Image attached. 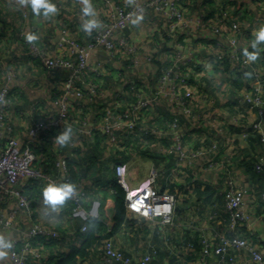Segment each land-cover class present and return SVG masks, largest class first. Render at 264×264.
<instances>
[{
  "label": "crops",
  "instance_id": "obj_1",
  "mask_svg": "<svg viewBox=\"0 0 264 264\" xmlns=\"http://www.w3.org/2000/svg\"><path fill=\"white\" fill-rule=\"evenodd\" d=\"M121 1L91 0V3L97 18L102 21L109 16L113 5ZM53 2L57 5V11L44 16L42 13L37 15L32 10L30 0H21L22 7L13 6L9 0H0V85L7 73H14V101L7 117L13 127L12 135L23 145L28 142L29 127L42 118L43 110L40 107L48 104L55 108L52 99L60 90L62 92V81L67 75L64 68L48 71L39 57L32 56L26 45V34L35 32L39 37L35 40L36 44L50 55H55L63 53L57 45L61 30L65 29L68 37L84 43L97 29L94 28L88 33L82 27L85 18L82 14L83 0ZM181 6L186 14L204 11L212 18V23L216 14L223 8L228 9L231 17L226 23L227 29L229 30L233 20L238 22L239 30L235 34L242 44L243 51L246 48L249 51L254 50L251 42L257 29L264 26V0H182ZM142 16L139 23L130 25L117 37L124 38L135 48L134 61L131 56L129 58L125 54L123 47L117 48L116 53L112 55L102 49L93 51L90 62L102 61L101 74L92 75L94 79L100 80V92L94 101H73L70 106L73 121L75 116H78L79 122V115H88L93 123L100 118L107 106L116 107L118 110L125 109L132 99L126 85L127 79H135L140 88L148 94L155 90L160 66L171 47L162 35L163 18L152 9H147ZM206 33L207 30L195 31L191 42L184 36L179 37V42L193 45L194 56L201 61L192 62V71H186V74H189L186 77L196 88V105L204 107L210 116L195 125L190 124L181 114L180 119L186 134L185 143L194 147H207L216 140L218 148L213 154L210 153V157L224 160L223 165L214 169H205L203 162L176 165L174 154L167 151L171 141L168 136L156 137L155 134L143 133L139 138L144 148H134L135 138L131 139L126 134L123 137V133L119 135V139L117 137L118 142L115 144L103 145L105 137L101 143L103 146L94 148L97 161L91 167L90 173L76 175L74 180V185L86 192L88 200L85 205L89 206L93 199H100V218L108 226L111 224L114 199L110 180L116 177L115 165L123 164L126 167V181L130 187L145 180L152 169L158 170L155 184L160 189L176 195L175 218L173 224L161 225L128 212V219H136L135 223H124L116 231H107L108 234L90 248L88 254L80 260V264H114L105 260L102 251L104 240L108 237L134 259L147 251H155L150 264L155 261L159 264H170V261L199 264V258H192L188 254H199L200 250L198 252L195 249L196 239L203 234L214 237L227 223L223 199L224 181L227 176L233 177L238 186L246 189L245 210L249 214V221L239 226L237 234L249 237L264 252V202L261 201V184L264 180L259 177L252 178L245 167L249 160H264V142L257 131L251 132L247 138L243 137L242 131L250 124L249 120L253 114L245 105H238L235 99V90L250 87L253 68H248L250 74L244 75L241 85H238L234 82L238 72H235V76L229 75L231 67L225 62L222 67L216 64L208 66V53L213 52L216 44ZM202 46H205V50ZM148 56L152 59L148 60ZM263 66L264 44L261 45L257 59L251 61V67L257 68L260 73H264ZM200 80L203 82L199 85ZM153 109L154 117L149 120L148 126L162 128L165 120L171 116L166 100L159 101ZM215 123L223 127L224 134L217 133ZM67 126L70 125L51 131L45 130L31 142L30 146L37 154L35 166L44 173V177L34 180L33 183L31 178H28L20 185L25 191L29 192L30 189L32 202L29 209L20 208L12 216L13 203L8 195L0 190V235L8 239L16 238L20 247L19 239L36 222L55 228L59 232V237L54 239L41 236L35 238L33 245L39 248L41 255L32 257L27 264H49L58 255L68 253L76 236L84 233L80 229L82 220L71 215L72 201L69 198L62 204L53 205L43 195L44 186L54 182L51 179L55 180L56 184H61L63 176L61 177L57 167H48L49 162L52 160L54 163L59 154L67 160H79L80 164L73 165L75 170L85 168V164L90 162L86 154L90 143L88 139L92 138L86 136L83 142H79L78 133L71 126L70 141L65 145L56 141V135ZM0 251L4 253L0 255V264H7V249ZM214 259L212 257V261ZM239 264L255 263L242 253L239 256Z\"/></svg>",
  "mask_w": 264,
  "mask_h": 264
},
{
  "label": "built area",
  "instance_id": "obj_2",
  "mask_svg": "<svg viewBox=\"0 0 264 264\" xmlns=\"http://www.w3.org/2000/svg\"><path fill=\"white\" fill-rule=\"evenodd\" d=\"M9 1L15 7H22L21 0ZM181 2L182 0H122L113 5L109 16L101 21L100 26L87 42L74 40L67 36L65 29L61 30L57 45L63 53L50 55L35 41H26L28 52L32 56L39 57L48 71L64 68L67 75L62 81V92L52 103L55 110L45 111L42 118L29 127L28 142L25 145L12 135L13 127L7 117V112L14 101V73H7L0 85V190L7 194L13 203L12 216L20 208L31 207L30 195L20 185L28 178L44 177V173L35 166L37 155L30 146L31 142L45 130L51 131L64 125H70L77 131L79 142H83L86 136L92 137L97 131L106 135L109 144L117 143V136L121 133L126 135L151 133L156 137L168 136L171 141L167 151L174 154L176 165L203 162L205 169H214L223 165L224 160L210 157L218 148L216 140L207 147H194L185 143L186 134L180 114L192 125L200 120L205 121L210 116L204 107L196 105L194 101L196 88L187 81L186 77L189 75L186 71H192V62L200 63L201 61L198 57V59L195 58L194 48L190 43L179 42L180 36L188 38V42H191L190 39L195 31L207 30L206 35L216 44L213 52L208 53L210 54L207 57L208 66L216 64L222 67L224 61H228L231 76H235V72L239 69L248 66L250 69L253 68L250 87L235 90V99L238 105H245L252 112L253 116L249 123L254 131L260 133V139L264 142V73L251 67L252 60H248L244 54L242 44L235 34L239 30L238 22L233 20L228 30L226 23L231 17L228 9L223 8L216 14L215 21L212 23V18L208 17L204 11L186 14ZM147 9H152L163 18L162 35L171 47L160 66L155 90L148 94L140 88L135 79H127L126 85L132 99L125 109L118 110L116 107L107 106L100 118L93 123L88 115H79L81 117L79 122L70 120V106L73 101L91 102L99 95L100 80L94 79L92 75L101 74L102 61L90 62L93 51L102 49L112 55L116 53L117 48L123 47L125 54L129 58L131 56L134 61L135 48L124 38L117 39V37L133 24L131 20L135 14H143ZM226 30H228L227 33H225ZM202 47L205 50V46ZM147 59L150 60L152 57L148 56ZM163 99L169 106L171 116L165 120L162 128L149 127L148 122L154 117L153 108ZM214 128L218 134L225 133L223 127L218 124ZM248 134L249 132L244 128L243 137H247ZM54 164L61 177L63 176L61 184L70 182L67 176L68 160L59 154ZM255 168L257 170L264 168V160L257 161ZM115 171L117 182L125 190V201L129 213L136 217L143 216L146 220L161 225L174 223L176 195L160 189L155 184L159 175L158 170L152 169L145 180L131 187L126 181V167L123 164H117ZM51 181L55 182L52 179ZM224 182L223 199L227 223L224 230L216 232L214 237L207 234L200 236L202 249L199 264H239V256L242 253H245L253 263L264 264V252L258 248L257 244L249 237L237 234L239 226L249 221V214L245 210L246 189L238 186L235 179L230 176L225 177ZM69 199L72 201L71 215L80 218L81 231H87L90 219L101 216V200L93 199L90 205L86 206L88 200L86 192L77 186ZM261 201L264 202V191L261 192ZM39 236L54 239L59 237V232L55 228L38 222L34 223L19 239L20 247L16 238L10 239L12 246L7 249L9 258L7 264H27L32 257L40 256L39 248L33 245L34 239ZM102 249L105 260L114 264H150L155 253V251H147L134 259L131 254L117 246L110 237L104 240ZM212 257L215 258L213 261Z\"/></svg>",
  "mask_w": 264,
  "mask_h": 264
},
{
  "label": "trees",
  "instance_id": "obj_3",
  "mask_svg": "<svg viewBox=\"0 0 264 264\" xmlns=\"http://www.w3.org/2000/svg\"><path fill=\"white\" fill-rule=\"evenodd\" d=\"M224 62L226 63V65L227 64L229 65L228 61H224ZM248 74H250L249 69H247V68L239 69L237 79L234 80V82L238 85H241V83H242L241 78L244 77V75H248ZM245 129L249 132L247 137H249L251 132H255L252 128V125H250V124L246 125ZM128 135L131 137V139L136 138V135L134 133L127 134V136ZM105 137H106V135L104 136V134H101L100 132L97 131V132L93 133L92 137H90L92 139H88V142H90V143H88L89 149H87L86 158L88 157L89 158L88 160L90 162L85 164L86 165L85 168H83V169L79 168L78 170H75V168H73V165L80 164V163H78L79 160L76 159V161L75 160L73 161V160L68 159V174H67V176L69 177L71 183H73V184L75 183L74 180L76 179L77 176L86 175V174L90 173V171L92 169L91 167L94 166L95 162L97 161L94 157V155H95V153H94L95 149L94 148L100 147L102 145L101 143L105 140ZM117 137L119 139V135ZM105 144L109 145V143L107 142V137H106V141L103 143V145H105ZM32 150L34 151L33 148H32ZM35 154H36V152H35ZM51 162H52V160L49 162L48 167H51V166L55 167L53 162L51 165ZM246 163H247V164H245L246 170L251 174L252 178L253 177H259L260 180H264V168H262L261 170H257L255 168L256 162L252 161V160H249ZM35 165H36V162H35ZM116 165H115V168H116ZM36 179H39V178H31L30 181H32V183H33L34 180H36ZM110 182L112 183L111 186L113 188V199H114V213H113L111 224L108 226V224H106V222L104 220H102L101 218L90 219V221H89L90 226H89L88 230L85 231L83 234L76 236L71 250L68 253H62V254L58 255V257L53 259L49 264H80V260L88 254V252L92 246H94L96 243L100 242V240L103 238V236L107 233L108 229H109L108 233H111L113 231L118 230L124 223L125 224L128 223L129 225H133L135 223L136 219H134V218L128 219V215H127L128 214V208H127L126 201H125V190H124V188L117 182L116 177H115V179L113 177V180H110ZM261 185L263 188L262 191H264V183H262ZM26 192L28 193V195H30V189H29V192L28 191H26ZM30 198H31V195H30ZM195 249L198 252L200 250L199 254H194V253L193 254L188 253V254H190V256H192V258L198 259L200 256V253H201V249H202L199 237L196 239V248ZM153 264H159V263H158V261H155ZM170 264H180V263L179 262L173 263L170 261Z\"/></svg>",
  "mask_w": 264,
  "mask_h": 264
},
{
  "label": "clouds",
  "instance_id": "obj_4",
  "mask_svg": "<svg viewBox=\"0 0 264 264\" xmlns=\"http://www.w3.org/2000/svg\"><path fill=\"white\" fill-rule=\"evenodd\" d=\"M32 10L40 15L48 16L57 11V5L53 0H30ZM82 14L85 17L83 21L84 31L91 33L94 28L100 26L101 21L97 18V14L91 0H83ZM143 18L142 14H135L131 20L133 24L139 23ZM39 37L35 32H29L26 34V39L31 42L37 40ZM264 44V26H260L256 33L255 38L251 42L252 51L247 48L244 49V54L248 60H256L261 49V45ZM72 136L71 126L64 127L60 131L55 139L60 145L67 144ZM75 191V185L71 182H65L62 184H56L55 182L48 183L43 188V195L45 199L53 205L62 204L67 198H69ZM12 241L5 236L0 235V249L11 248ZM4 253L0 251V255Z\"/></svg>",
  "mask_w": 264,
  "mask_h": 264
},
{
  "label": "rangeland",
  "instance_id": "obj_5",
  "mask_svg": "<svg viewBox=\"0 0 264 264\" xmlns=\"http://www.w3.org/2000/svg\"><path fill=\"white\" fill-rule=\"evenodd\" d=\"M193 43V42H192ZM193 46V45H192ZM247 69L248 68H250V66H248V67H246ZM1 72V71H0ZM0 76H1V73H0ZM117 81H121V80H115V82H117ZM201 82L200 83H198L199 85L203 82L202 80H200ZM114 82V83H115ZM60 92H61V90L58 92V94H55V96L53 97V99H52V103H53V101L55 100V98L60 94ZM52 105H48L47 104V106H41L40 107V109H42L43 110V112L41 113V114H43L45 111H51V112H53L54 110H55V108H53V107H51ZM156 109V108H155ZM155 109H153V113H155L154 111H155ZM89 113V112H88ZM70 114H71V112H70ZM76 118H75V120L74 121H78V116H75ZM73 118V116L71 115V119ZM135 135H136V138L134 139V144L133 145H135V147L134 148H136V146L137 147H139V148H144L143 146V144H142V140H140V138L139 137H142V135H139L138 133H134ZM123 137L125 136V134H123L122 135ZM76 137V136H75Z\"/></svg>",
  "mask_w": 264,
  "mask_h": 264
}]
</instances>
